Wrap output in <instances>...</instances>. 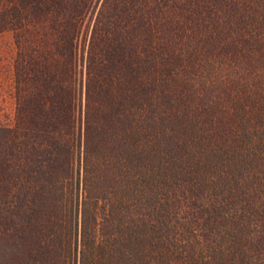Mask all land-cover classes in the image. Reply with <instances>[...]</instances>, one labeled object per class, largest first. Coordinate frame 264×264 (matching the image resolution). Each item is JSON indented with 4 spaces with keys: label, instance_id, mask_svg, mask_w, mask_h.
<instances>
[{
    "label": "trees",
    "instance_id": "1",
    "mask_svg": "<svg viewBox=\"0 0 264 264\" xmlns=\"http://www.w3.org/2000/svg\"><path fill=\"white\" fill-rule=\"evenodd\" d=\"M93 1L0 0V264H264V0Z\"/></svg>",
    "mask_w": 264,
    "mask_h": 264
},
{
    "label": "rangeland",
    "instance_id": "2",
    "mask_svg": "<svg viewBox=\"0 0 264 264\" xmlns=\"http://www.w3.org/2000/svg\"><path fill=\"white\" fill-rule=\"evenodd\" d=\"M95 1V0H94ZM93 1V2H94ZM89 19L83 23L79 47L88 29ZM83 37V38H82ZM17 54L14 32L5 29L0 32V125L13 126L16 119L15 73L14 62Z\"/></svg>",
    "mask_w": 264,
    "mask_h": 264
},
{
    "label": "crops",
    "instance_id": "3",
    "mask_svg": "<svg viewBox=\"0 0 264 264\" xmlns=\"http://www.w3.org/2000/svg\"><path fill=\"white\" fill-rule=\"evenodd\" d=\"M1 81V80H0Z\"/></svg>",
    "mask_w": 264,
    "mask_h": 264
}]
</instances>
